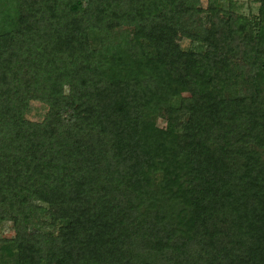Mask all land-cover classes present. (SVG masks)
<instances>
[{
  "label": "trees",
  "instance_id": "obj_1",
  "mask_svg": "<svg viewBox=\"0 0 264 264\" xmlns=\"http://www.w3.org/2000/svg\"><path fill=\"white\" fill-rule=\"evenodd\" d=\"M216 1L0 0L13 264H264V29Z\"/></svg>",
  "mask_w": 264,
  "mask_h": 264
},
{
  "label": "rangeland",
  "instance_id": "obj_2",
  "mask_svg": "<svg viewBox=\"0 0 264 264\" xmlns=\"http://www.w3.org/2000/svg\"><path fill=\"white\" fill-rule=\"evenodd\" d=\"M207 0H200V3L205 6ZM217 6L220 7L221 11H226L232 14H236L239 16H243L246 19H249L253 22H259L260 26L264 29V18L260 19L258 17V2L257 0H217ZM178 43L182 49L185 50H194L197 52H201L204 48L203 44L192 42L186 38H179ZM242 84H237L232 88L235 89L237 87L241 88ZM181 96H185L186 92L184 90L180 91ZM180 97L173 98L172 103L177 105L179 103ZM46 111V106L38 101H30L28 105L27 111L24 113V118L30 121L39 122ZM155 123L158 127H164L165 120L162 116H157L155 118ZM46 218V216H44ZM49 230L50 228H45ZM40 230H43L40 228ZM12 235V227L11 222L9 221H1L0 222V240L3 238H8ZM3 242H0V245ZM12 252V251H11ZM10 254L2 255L0 253V260L4 261V264H13L12 258ZM3 263V262H2Z\"/></svg>",
  "mask_w": 264,
  "mask_h": 264
}]
</instances>
